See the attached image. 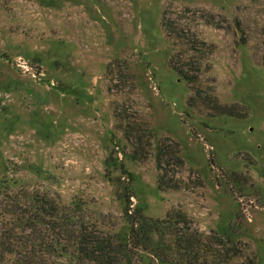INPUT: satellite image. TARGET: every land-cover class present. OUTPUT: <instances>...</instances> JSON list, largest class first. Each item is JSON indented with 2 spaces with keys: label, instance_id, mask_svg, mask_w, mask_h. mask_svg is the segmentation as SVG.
Masks as SVG:
<instances>
[{
  "label": "rangeland",
  "instance_id": "1",
  "mask_svg": "<svg viewBox=\"0 0 264 264\" xmlns=\"http://www.w3.org/2000/svg\"><path fill=\"white\" fill-rule=\"evenodd\" d=\"M172 59L235 115L192 106ZM0 183L2 240L23 234L2 208L40 192L104 232L128 230L127 204L181 209L233 234L229 264H264V0H0Z\"/></svg>",
  "mask_w": 264,
  "mask_h": 264
},
{
  "label": "trees",
  "instance_id": "2",
  "mask_svg": "<svg viewBox=\"0 0 264 264\" xmlns=\"http://www.w3.org/2000/svg\"><path fill=\"white\" fill-rule=\"evenodd\" d=\"M162 25L168 36L184 38V29L173 21L163 19ZM171 61L193 92L189 100L192 106L201 100L206 109L235 115L232 108L218 102L213 90L198 85L201 63L195 65L189 60L178 65ZM161 155L160 149L158 158ZM166 176L164 172L159 174L162 190L171 185ZM174 183L170 189L178 187ZM6 189L7 184L0 183V193ZM11 199L9 207L4 206L2 211L12 216L15 228L23 234H8L3 237L5 240L0 239V259H5V264H132L141 251H148L164 264H229L240 256L233 234L206 235L191 225L190 217L181 209L173 208L165 218L155 219L147 217L142 206L132 208L127 204L124 216L129 227L120 233L104 232L87 220L81 208L68 209L47 193L22 192ZM43 226L49 229L48 234L42 231Z\"/></svg>",
  "mask_w": 264,
  "mask_h": 264
}]
</instances>
